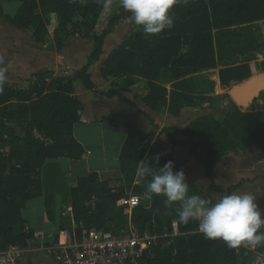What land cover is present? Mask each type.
<instances>
[{"label": "trees", "instance_id": "16d2710c", "mask_svg": "<svg viewBox=\"0 0 264 264\" xmlns=\"http://www.w3.org/2000/svg\"><path fill=\"white\" fill-rule=\"evenodd\" d=\"M13 1L21 3L17 14L14 17L5 14L0 5V18L17 31H31L37 45H44L50 39L54 50L61 52L71 38L80 37L92 40L93 47L87 62L74 74L56 76L54 71L46 70L35 76L28 89L7 82L3 85L0 92V251L10 246L28 250L36 240L35 230L22 217L29 201L44 196L47 217L55 222V195L63 191V186L59 170L47 161L81 160L86 154L74 138V127L81 123L85 108L77 96L75 83L81 82L86 90L98 92L90 69L100 61L105 41L115 26L128 20L130 15L118 0L106 27L99 31L107 8L104 0ZM173 14V29L150 37L137 30L111 51L102 63L100 74L107 82L121 81L122 87L111 88L103 95L110 99L117 97L136 108L124 94L145 80L147 94L142 102L147 108L153 112L166 109L171 115L179 116L184 108L211 104L218 99L214 96V82L204 72L224 67L219 71L224 87L253 76L251 60L237 66L231 63L238 56L258 52L253 25L264 21V0H181ZM262 69L264 72V64ZM229 108L232 110L223 119L211 113L196 117L184 129L162 128L159 136H166L167 142L154 141L156 130L160 129L158 125L153 124V130H148L124 117L106 119L123 124L128 130L119 157L122 178L114 182L121 186L101 181L98 173L77 179L76 186L68 191L75 233L80 235L90 227L114 233L126 229L130 213L118 205L119 201L129 193L142 194L151 180L148 175L141 178L138 170L149 166L158 169L172 161L174 171H183L182 162L175 155L174 149L178 146H189L190 153L200 160L209 178L216 162L228 152L249 147L264 150V103L249 110H241L234 103ZM179 135L189 141L178 140ZM121 140L117 139L118 145ZM185 176L189 194L199 195L186 173ZM210 188L223 193L213 181ZM164 199L152 195L151 201L132 211L131 222L139 231L149 230L157 235L170 232L173 222H177L182 235L170 246L155 247L138 264H253L256 254L264 256V246L256 247L254 252L245 247L232 249L222 240L205 238L198 232L197 222L179 223L176 212L165 208ZM208 199L217 200L215 196ZM58 240L57 237L55 241Z\"/></svg>", "mask_w": 264, "mask_h": 264}, {"label": "crops", "instance_id": "0c3cea01", "mask_svg": "<svg viewBox=\"0 0 264 264\" xmlns=\"http://www.w3.org/2000/svg\"><path fill=\"white\" fill-rule=\"evenodd\" d=\"M0 5L5 14L14 17L21 3L13 0H0ZM28 32L29 36L24 37L22 31H17L0 18V47L10 48L13 45L11 50L5 52L8 65L3 69L6 70L7 78L5 82L8 84L17 86L20 89H28L30 83L34 81L35 76L39 72L52 70L56 76L71 75L86 63L87 59H83L81 64L77 63L78 65L71 67V61L69 60L75 52L70 51V46L58 52L54 50V44L50 39L44 45H37L32 39L31 31ZM43 46L46 47V50L42 49ZM111 51L103 48V55L100 61L95 63L90 69L91 79L95 83L98 92L88 91L83 85V88H81L79 85L81 82L75 83L77 96L81 99L85 108L81 113V123L74 127V138L84 147L85 157L81 160L61 158L47 161L49 166L57 167L59 170L61 175L60 182L63 186V191H59L55 195V222L49 221L47 217L44 196L29 201L22 211L23 219L28 223L29 228L34 229L36 232V240L30 244L31 247L32 245H40L44 249V246L47 245L50 249L53 244L58 243L55 241L57 237L59 240L68 241L71 238V232L72 234L75 233L76 224L73 215L67 213L66 208L72 206L68 191L76 186L78 178L88 176L91 173H98L101 181H112L113 186H121L120 183L116 184L114 182L122 178L119 157L127 139L128 130L126 127H121L119 123H112L106 121V119L112 116L124 117L148 130H153V124L158 125L161 129L164 127L184 129L191 121L200 116L197 115L198 110L196 107L184 108L179 116H173L167 111L168 117L165 118L161 117V111L153 112L149 110L142 102V99L147 94L145 80H141L128 93L124 94L127 100L136 105V108H132L127 102H120L117 97L110 99L103 95L109 91L107 88L112 85V81L107 82L104 80L101 77L100 69ZM94 74L97 75V79H95ZM139 84L142 85V89L135 92L134 89ZM263 103L261 101V105ZM171 122H177L178 124L169 125ZM179 122H181V125ZM159 135L160 131L154 141L161 139L167 142L166 136L158 138ZM119 138H122V140L118 145L117 139ZM176 138L189 141L187 137ZM174 150L177 158L182 162L183 171L186 173L188 180L191 182L193 177H195V182L191 183L193 185L195 183L198 186L200 182L197 181V175L186 170L187 162L184 154L187 155V158L194 157L189 151V146H178ZM183 151H185L184 154ZM216 172H219L220 176H222L221 180L235 172L243 175L231 184L229 182L223 184L215 179ZM206 177L207 180L203 183H207L209 180L210 182L213 181L223 193L225 191L228 193L229 190H233L243 184L242 192H251L256 196L257 202L259 200L261 202L264 197V150L249 147L230 151L224 158L216 162L211 172V178L207 176V173ZM136 183L139 185L140 180L137 179ZM62 210L69 217L68 230L63 227ZM26 256L28 255L26 254Z\"/></svg>", "mask_w": 264, "mask_h": 264}, {"label": "clouds", "instance_id": "9594fccd", "mask_svg": "<svg viewBox=\"0 0 264 264\" xmlns=\"http://www.w3.org/2000/svg\"><path fill=\"white\" fill-rule=\"evenodd\" d=\"M109 3L110 0H104L105 7ZM180 3L181 0H119L122 9L130 13L128 20L146 37L173 29V10ZM6 78V70L0 68V92ZM138 175L141 178L150 176L147 192L164 197L165 208L176 212L179 223L197 222L205 238L222 240L232 249L264 246V211L251 192L225 194L215 202L200 195H190L185 173L174 171L172 161L158 169L143 167L138 170Z\"/></svg>", "mask_w": 264, "mask_h": 264}, {"label": "rangeland", "instance_id": "374dc122", "mask_svg": "<svg viewBox=\"0 0 264 264\" xmlns=\"http://www.w3.org/2000/svg\"><path fill=\"white\" fill-rule=\"evenodd\" d=\"M118 2V0H110V3L108 4L106 11L99 23V31H101L103 28L106 27L107 24V20L108 17L114 7V5ZM17 4V3H16ZM17 6V5H16ZM18 9V7H17ZM137 30H140L139 28H137L133 23H131L129 20L126 21H122L120 23H118L113 32L107 37L106 41H105V45L104 48L106 50H113L117 45H119L121 42H123L126 38H128L131 34H133L134 32H136ZM253 30L256 33V37L257 40L259 42V50L256 53H250L247 56H238L234 59V61L231 63V66H237V65H241L244 63H247L248 60H251L249 62V65L251 67V71L253 76H258L260 74H263V69H262V65L264 64V21L256 23L253 25ZM32 33V32H31ZM24 37H28L29 36V32H23ZM70 46V51L72 50V52L74 53V55H72V58L70 56V60L71 61V67H74V65H78L77 63H80L83 61V59H87L88 56L90 55L91 51H92V46H93V42L92 40H85L82 39L80 37H75V38H71L69 40L68 43V47ZM13 47V45L10 46V48L6 47V48H1L0 47V68H5L8 65V61L5 58V52L8 50H11ZM42 49L46 50V47L43 46ZM87 62V60H86ZM74 63V64H73ZM224 68V67H219L215 70H211L209 72H204L203 75L208 78L209 80L214 82V88H215V92H214V96L218 97V99L211 103V104H205V103H200L196 109L198 110L197 115H206V114H215L218 118L223 119L224 117H226V115L228 114V112H230L232 109L229 108L231 106V103H234L233 100L231 99L230 95H229V91L231 86H227L224 87L221 85L220 79H219V71ZM95 79H97V75L94 74ZM35 79V78H34ZM216 79H218V81H216ZM79 85L81 86V88H83L82 84L79 83ZM142 85H138L137 87H135L134 91L137 92L138 90L142 89L141 87ZM111 87H116V88H121L122 87V83L121 81H116L114 84L112 83V85H110L107 89L110 90ZM261 101L264 102V92L260 95L259 99L254 103V105H251L250 107H239L237 106L235 103V105L240 108L241 110H249L252 106L255 108L258 105L261 104ZM141 102V101H140ZM226 102H229L228 105H225ZM227 109V112L225 111ZM225 111V112H223ZM193 112V111H190ZM161 117L165 118L168 117L167 116V110L166 109H162L161 110ZM148 117V116H146ZM173 117V116H172ZM194 117V116H193ZM149 118V117H148ZM176 120V119H175ZM177 125L178 123H174L171 122L169 125ZM179 124L181 125V122H179ZM121 127L125 128V126L122 124ZM152 130V129H150ZM161 130L158 129L156 130V134L154 135L153 139L156 137L157 133ZM79 134V131H78ZM164 136V135H162ZM162 136H159L158 138H161ZM178 138H184V136L179 135L177 136ZM185 153V151H183V154ZM176 155V152H175ZM186 157V170L193 172L197 175V181L200 182V184L197 186V184L194 183L195 188L198 190V194L204 198H210L212 196H215L217 199L219 197H221L222 195L225 194H230V193H241L242 192V187L243 184H240L238 187L234 188L233 190H229L228 193H216L215 191H213L210 188L211 182L210 180L206 183H203L204 181L207 180L206 177V171L204 169V167L202 166V164L200 163V161L197 158H187V155L184 154ZM177 157V156H176ZM241 175L238 172L233 173L232 175H227V177L225 179H222V176H220L219 172H216L215 174V179L220 182L225 184L226 182H229L230 184L233 183L236 179L240 178ZM195 177H193L192 179V183L195 182ZM258 205L260 206L261 210L264 211V197H263V201L260 202V200L257 202ZM62 223H63V227L66 228L67 230L69 229L68 226V215L67 213L62 210ZM60 241V240H59ZM58 241V242H59ZM67 241V240H64ZM69 241V240H68ZM29 246L28 249V256H33L35 264H58L53 255L51 254L50 249L48 248L47 245L44 246V249H42V246L40 245H32V247ZM39 260H41L40 262H38Z\"/></svg>", "mask_w": 264, "mask_h": 264}, {"label": "built area", "instance_id": "2783aa9c", "mask_svg": "<svg viewBox=\"0 0 264 264\" xmlns=\"http://www.w3.org/2000/svg\"><path fill=\"white\" fill-rule=\"evenodd\" d=\"M151 198L147 189L142 194H126L118 203L130 213L126 229L114 233L90 227L80 235L74 233L69 241L61 239L50 247L55 261L58 264H138L155 247L170 246L182 235L177 222H173L170 232L163 235L153 234L149 230L141 232L131 222L132 211L151 201ZM66 212L72 215V206L67 207ZM198 232L201 233L199 227ZM246 249L255 252L256 248ZM27 253L28 250L10 246L6 251H0V264H23ZM253 264H264V256L256 254Z\"/></svg>", "mask_w": 264, "mask_h": 264}, {"label": "water", "instance_id": "95a60500", "mask_svg": "<svg viewBox=\"0 0 264 264\" xmlns=\"http://www.w3.org/2000/svg\"><path fill=\"white\" fill-rule=\"evenodd\" d=\"M229 95L239 107H250L264 92V73L252 76L244 82L234 81L230 84ZM226 102L225 105H228Z\"/></svg>", "mask_w": 264, "mask_h": 264}, {"label": "flooded vegetation", "instance_id": "af4514ba", "mask_svg": "<svg viewBox=\"0 0 264 264\" xmlns=\"http://www.w3.org/2000/svg\"><path fill=\"white\" fill-rule=\"evenodd\" d=\"M41 260H39L38 262H40ZM35 262L33 259V256H25V258L23 259V264H35Z\"/></svg>", "mask_w": 264, "mask_h": 264}, {"label": "bare ground", "instance_id": "6f19581e", "mask_svg": "<svg viewBox=\"0 0 264 264\" xmlns=\"http://www.w3.org/2000/svg\"><path fill=\"white\" fill-rule=\"evenodd\" d=\"M216 81H218V79H216Z\"/></svg>", "mask_w": 264, "mask_h": 264}]
</instances>
